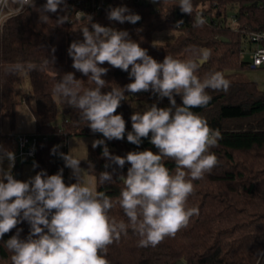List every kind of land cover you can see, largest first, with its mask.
I'll list each match as a JSON object with an SVG mask.
<instances>
[{"label":"clouds","instance_id":"clouds-1","mask_svg":"<svg viewBox=\"0 0 264 264\" xmlns=\"http://www.w3.org/2000/svg\"><path fill=\"white\" fill-rule=\"evenodd\" d=\"M177 5L190 16L195 10L192 0H178ZM34 7L35 0H0V35L10 19ZM67 10L66 0H46L40 9V22H48L46 13ZM76 15L87 24L80 29L83 41H73L68 55L72 67L88 77L87 81L95 87L84 88L83 80L68 72L54 84L53 95L78 110L80 120L93 133H101L109 141L123 140L125 136L126 122L122 114H116L126 98L125 91H151L161 99L168 98V107L152 104L143 112H134L132 131L127 133V141L137 146L151 134L150 143L158 152L130 151L122 157L112 155L105 140L93 141V148L103 145L102 156L111 163L120 168L126 162L130 164L126 176H120L123 181L120 194L113 199L97 190V180L84 178L81 159L73 155L74 149L60 154L65 167L76 177V183L65 184L63 169L53 175L41 170L27 181L15 179L12 174L15 154L0 146V239L23 221L30 225L26 238L21 239L22 229H17L4 242L11 253V264H110L109 246L127 235L129 228L140 237V247H155L166 237L174 238L199 214L197 208L188 206V199L195 192L194 181L203 179L218 164V158L210 150L218 146L221 133L192 110L208 106L212 97L207 90L227 92L230 88V81L222 72H209L203 79L197 75L198 69L210 59L211 50L192 48L189 51L195 59L181 60L166 55L158 62L147 49L130 39L127 31L93 23L91 16L80 11ZM107 18L120 24H136L141 20L140 15L131 13L125 6L111 8ZM66 22H71L70 15H59L56 26ZM183 23L177 21L176 28ZM205 23L202 12L197 11L193 27H203ZM53 62L54 57L45 58L39 65L16 62L6 71L16 75L44 71ZM105 63L128 72L132 82L102 93L101 89L108 86L102 77L109 69L100 66ZM176 95L181 97L182 104H177ZM57 147L54 146L52 154H56ZM5 158L9 161L7 169L3 167ZM167 160L174 161V172L166 166ZM109 166L106 164L105 168ZM89 168L93 165L89 164ZM111 182H114L112 173H99V184ZM117 205L127 217V223L110 215Z\"/></svg>","mask_w":264,"mask_h":264},{"label":"trees","instance_id":"trees-1","mask_svg":"<svg viewBox=\"0 0 264 264\" xmlns=\"http://www.w3.org/2000/svg\"><path fill=\"white\" fill-rule=\"evenodd\" d=\"M67 1L73 0H66L68 4ZM199 1L192 0L194 9ZM45 3L46 0H35L36 7L26 8L20 16L10 19L0 35V128L5 118L13 120L18 105L17 84L27 76L32 90L26 101L33 111L36 133L39 134L36 156L28 160L37 165L35 175L41 170L53 175L63 169L65 184L76 183V177L69 175L63 158L52 154L57 142L66 140L70 135L94 134L96 140H105L112 155L122 157L130 151L158 152L150 143L151 134L142 138V143L137 146L127 141V133L132 131L131 115L135 102L146 100L149 106L168 107V98L161 99L151 91H125L126 98L121 101L116 113L122 114L126 122L125 136L123 140L109 141L101 133H93L86 122L80 120L78 110L53 95L54 84L68 72L83 80L84 88L95 85L72 67L73 61L68 55L73 41H83L80 29L87 21L74 19L56 26L57 17L66 14L59 11L46 13L49 20L46 24L41 23L40 9ZM177 3L178 0H152L147 3L129 0L117 7L125 6L131 13L140 15L141 20L136 24L110 21L107 18L109 7L98 13L92 22L127 31L129 38L147 49L148 54L158 62H162L166 55L181 60L195 59L189 51L192 48L211 50L210 59L198 69L197 75L203 79L209 72H222L230 81V88L227 92L207 90L212 97L208 106L192 110L221 133L218 146L210 150L218 158V164L205 173L203 179L194 181L195 192L189 197L188 206L197 208L199 214L190 219L187 227L178 231L174 238L166 237L155 247L138 246L140 237L129 228L127 235H122L119 242L109 246L107 259L110 264H177L178 260L186 264H264V90L254 81L235 79L229 74L231 70L250 66L246 59L241 58V33L206 23L203 27H193L195 10L191 16L184 14ZM182 16L186 22L178 29L175 41L166 44L154 42L153 34L157 30L177 29V21ZM239 16L242 23L248 22L254 29H264V8L255 3H243ZM89 28L91 30L90 24ZM53 57L54 62L44 71L34 70L23 75L6 71L9 65L16 62L39 65L45 58L52 60ZM100 66L109 69L102 77L108 84L101 89L102 93L111 91V87L123 88L132 82L128 72L107 63ZM29 98L35 100L34 107ZM175 99L178 105L182 104L179 95ZM59 112L65 116L60 126L56 125ZM16 136L0 133V146L15 153L18 148ZM102 150L103 145L91 147L82 165L95 176L97 190L115 199L123 187L120 176H126L130 164L126 162L120 168L104 158ZM21 163L12 169L13 176L18 167H22ZM165 163L171 171H175L174 161L167 160ZM89 164L93 168H89ZM106 164L110 166L105 168ZM103 171L112 173L114 182L99 184V173ZM21 175L18 180H21ZM110 215L127 223L119 205L111 210ZM17 229H22L20 238L24 239L30 225L23 221L0 239V264H11V253L4 242L15 235Z\"/></svg>","mask_w":264,"mask_h":264},{"label":"built area","instance_id":"built-area-1","mask_svg":"<svg viewBox=\"0 0 264 264\" xmlns=\"http://www.w3.org/2000/svg\"><path fill=\"white\" fill-rule=\"evenodd\" d=\"M129 0H73L68 2V10L66 14L70 15V21L77 19V12H83L94 19L106 7L115 8L119 4ZM152 0H136L139 3H147ZM255 3L260 8H264V0H200L198 6L195 8V15L197 11L202 12L206 20V24L226 27L235 32L241 33V58L246 59L248 64L253 68L264 67V29H254L248 23H242L240 20V11L242 4ZM180 20L184 23L186 18L182 16ZM179 20V21H180ZM253 34L261 36L256 39ZM62 131V129H61ZM18 148L15 154V165L12 169L17 168L18 164L28 161L36 156V151L39 143V134H18L16 136ZM55 146L56 154H66L67 139L60 140Z\"/></svg>","mask_w":264,"mask_h":264},{"label":"rangeland","instance_id":"rangeland-1","mask_svg":"<svg viewBox=\"0 0 264 264\" xmlns=\"http://www.w3.org/2000/svg\"><path fill=\"white\" fill-rule=\"evenodd\" d=\"M178 36V29L173 28H165L157 30L153 34V40L159 44H166L176 40ZM229 74L235 79L240 80H249L257 83L260 89L264 90V67L253 68L251 66L244 67L238 70H231ZM32 84L30 79L25 76L22 81L17 84L16 88V100L18 101V105L16 107L15 116L13 120L9 118H5L0 128V133L2 135H18V134H34L37 131L35 117L32 109L30 108L28 102L26 101V97L31 95ZM31 105L34 107L35 100L33 98H29ZM149 102L146 100L138 101L133 104V113L134 112H143L147 106H149ZM65 116L62 112H59L58 120L56 125H62ZM96 140V136L94 134L91 135H70L67 138V152L69 153L71 149L73 150V155L81 159L80 167L84 170V178L88 177L95 179V176L91 174L88 169L82 165V162L86 160L89 150L92 147L93 141ZM9 161L5 158L3 161L4 169L8 168ZM22 164V175L21 181H27L31 177L35 176L34 161H26ZM67 171L69 175L72 174V170L67 167ZM6 182V181H5ZM97 187V186H96Z\"/></svg>","mask_w":264,"mask_h":264},{"label":"water","instance_id":"water-1","mask_svg":"<svg viewBox=\"0 0 264 264\" xmlns=\"http://www.w3.org/2000/svg\"><path fill=\"white\" fill-rule=\"evenodd\" d=\"M226 41H228V40L226 39ZM21 173H22V170L20 167H18L17 172L14 174V178L19 179ZM177 264H186V263L183 260H178Z\"/></svg>","mask_w":264,"mask_h":264}]
</instances>
